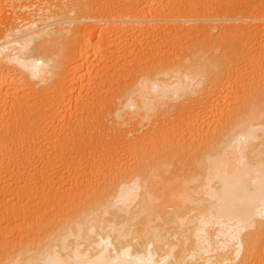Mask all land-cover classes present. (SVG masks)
<instances>
[{
	"label": "bare ground",
	"instance_id": "bare-ground-1",
	"mask_svg": "<svg viewBox=\"0 0 264 264\" xmlns=\"http://www.w3.org/2000/svg\"><path fill=\"white\" fill-rule=\"evenodd\" d=\"M53 1L0 29V202L50 203L0 264H264V0Z\"/></svg>",
	"mask_w": 264,
	"mask_h": 264
},
{
	"label": "rangeland",
	"instance_id": "rangeland-1",
	"mask_svg": "<svg viewBox=\"0 0 264 264\" xmlns=\"http://www.w3.org/2000/svg\"><path fill=\"white\" fill-rule=\"evenodd\" d=\"M2 1H3V2H1V0H0V2H1L0 5H2V6H1V9H2V8L4 7V5H5L6 8H3L2 10H3L4 13L7 11V12H6L7 14H2L3 12L0 13V14H1V17H2V18L0 17V18H1L0 21H1V23H2V25L0 26V29H1V30H3L2 27H5V24H4V23H6V20H5L6 18H5V17H6L8 14H10V15H8L7 17H11L12 15H15V14L17 13V10H18V14H17V15L20 14L19 12H24V13H25V12L29 9V8H28V9L26 10V8H27V6H28L27 4L30 3L31 6L29 5L28 7H32V6H33L32 3L34 2V1H32V0H29V1H25V0H23L24 3H27V2H28V3L24 6V3H22V1H21V3H19V1H15L16 3L13 2L12 5H14V4H16V5H17V4H18V5L21 4V6L19 7V6L17 5V6L19 7V9H18V7H15V6H16V5H15L14 7L17 8V10H16V9L14 10V8L12 9L13 6L11 7V5L9 4L10 2L12 3V0H11V1L8 0L9 2L6 1V3L4 2V0H2ZM31 1H32V3H31ZM43 1H44V3H43ZM50 1H53V0H46V2H45V0H41L40 2H38V0H37L36 2H38V4H40L41 7H44V6H45V7H48L49 5L46 6V5H47V2L49 3ZM53 2H54V1H53ZM33 4H34V3H33ZM38 4H37V6H38ZM49 4H51V2H50ZM7 5H8V6H7ZM42 5H43V6H42ZM34 6H35V7H34ZM34 6H33V8H30V9L27 11V14H29L28 12H30L31 9L34 10V8H37L36 5H34ZM40 6H38V7L41 8ZM7 7H8L9 9H8ZM10 7H11V8H10ZM21 7H22V10H21ZM24 8H25V9H24ZM39 8H37V9H39ZM4 9H5V11H4ZM37 9H36V10H37ZM2 10H1V11H2ZM20 10H21V11H20ZM33 10H31V11H33ZM9 11H12V13L9 12ZM13 11H14V14H13ZM15 11H16V13H15ZM34 11H35V10H34ZM8 12H9V13H8ZM30 13H31V12H30ZM3 15H4L5 17H4ZM17 15H15V16H17ZM3 17H4V20H5L4 22H3V20H2ZM3 25H4V26H3ZM232 43H233V42H232ZM232 43H230L231 47H232ZM234 43H235V42H234ZM225 44L228 45V43H225ZM237 44H238V43L236 42V43L233 45V47H236ZM230 45H229V47H230ZM240 45L242 46L243 43H242V44H238L237 48H238ZM223 46H224V44H223ZM225 47H226V45H225ZM239 48L241 49L240 52L242 53V48H241V47H239ZM238 50H239V49H238ZM243 53H244V52H243ZM243 53L240 54V53L238 52V55H239V56L241 55V56H240V57L237 56V58H234V59H235V60L238 59V60L240 61L241 58L245 56V55H243ZM245 54H246V52H245ZM242 55H243V56H242ZM235 60H234V61H235ZM236 62H237V60H236ZM245 68H246V67H245ZM14 99H16V98H12V99L9 98L7 104H9V101H11V102L13 103L12 100H14ZM18 99H19V98H18ZM18 99H17L15 102L19 101ZM22 99H23V98H22ZM20 100H21V98H20ZM23 100H24V99H23ZM32 100H33V99H32ZM6 101H7V100H6ZM21 101H22V100H21ZM55 127H56V125H55ZM57 127H58L57 129H59L60 126L57 124ZM46 139H47V138H45V140H46ZM41 141H42V140H41ZM70 141H71V140H70ZM83 141H86V140H83ZM79 142H82V141L80 140ZM86 142H90V140L88 141V139H87ZM86 142H84V143H86ZM16 147H17V146H16ZM16 147H15V148H16ZM15 148H12V149L15 150ZM50 148H51V147H50ZM37 149H38V150H37ZM52 149H53V148H51V151H52ZM87 149H88V150H87ZM35 150H36V152H37V151L40 150V148H38L37 146H34V150H33V152H32L34 158L38 157V154H37V156L35 157V155H36ZM40 151H41V150H40ZM73 151H74V154L77 155V158H78V159H80L81 156H83V158H82V163L85 164V163H84V162H85L84 159L87 157L86 153H88V152L90 151V148H88V143H87V147H80V148H77V147H76V148H73ZM76 151H77V152H76ZM78 151H79V152H78ZM34 152H35V153H34ZM34 154H35V155H34ZM85 155H86V156H85ZM84 156H85V157H84ZM6 157H8V156H7V155H5L4 157L1 156V157H0V163H3V162H4L5 160H7V159L9 160V158H6ZM17 158H20V157H17ZM2 160H3V161H2ZM8 160H7V161H8ZM7 161H6V162H7ZM6 162H5V163H6ZM5 163H4V164H5ZM1 169H2V170H1ZM1 169H0V175H2V176H7V175L10 173V172H8L9 170H8V171H6V170L4 171V169H5L4 167L1 168ZM2 171H4V172L2 173ZM64 171H65V172H64ZM81 171H84V170H81ZM59 175H60V176H59ZM8 176H9V175H8ZM54 176L57 177V178H59V179L63 182V185H64L63 187L68 186V185H67V181H68L69 172H68L67 169H61V170H59V171H56L55 175L52 176V179L54 178ZM11 178H12V177H11ZM14 178L16 179V176H14V177L12 178V181L15 180ZM54 179H55V178H54ZM59 179H57V180H59ZM54 181H56V180H54ZM62 182H61V183H62ZM38 183H39V184H38ZM36 184H37V185H36ZM52 184H53V183H52ZM11 186H12L11 189H12V191H13V189L16 188L17 185H16V183H15V184L13 183ZM30 186H31V187H30V188H31V192H32V193L34 192V193L32 194V195H33V198H31V199L29 200V202H27L28 200L26 201L27 203L23 201V202H24V204H23V203L21 202V200L18 199V196H17L16 194L13 195L12 192H9V194L11 193V194H10L11 196L9 195V196H10V199L8 198L9 200H7V201H3V202H0V208H1L0 211L3 210L6 206H10V209H11V210L16 211V212H21L22 210H25L26 213L29 214L30 216H32V213L39 214L40 216H41V215H48V213H50V210H49L50 203L48 204V202H49L48 200H49V199H48V197H45V196L43 195V193H44L43 191H47L49 188H48L47 186H45V187H46V190H44L45 187H43V184H42L41 181H39V182H35V183H32V184H30ZM37 186H38V188H37ZM32 187H34V188H32ZM36 188H37V190H36ZM39 188H40V189H39ZM66 188H67V187H66ZM32 190H33V191H32ZM38 190H39V193H38ZM40 191H41V192H40ZM11 197H12V198H11ZM38 197H39V198H38ZM2 198H3V197L1 196L0 199H2ZM15 198H16V199H15ZM36 198H38V199H36ZM43 198H44V199H43ZM11 199H12V200H11ZM32 200H33V201H32ZM19 201H20V203H19ZM41 201H43V202H41ZM39 202H40V203H39ZM9 203H10V204H9ZM14 203H15L16 205H15ZM11 204H12V205H11ZM19 204H20V205H19ZM43 204H44V205H43ZM30 205H31V206L33 205V206L31 207ZM38 205H39V206H38ZM46 205H47V206H46ZM18 206H19V207H18ZM29 206H30V208H29ZM39 207H40V208H39ZM2 208H3V209H2ZM30 209H31V210H30ZM38 209H39V210H38ZM47 211H48V213H47ZM45 212H46V213H45ZM47 219H48V222H49V221H50V217H49V218H46V221H47ZM17 221H18V223L20 222L19 219H18V220H15L14 222L17 223ZM48 222H47V223H48Z\"/></svg>",
	"mask_w": 264,
	"mask_h": 264
}]
</instances>
